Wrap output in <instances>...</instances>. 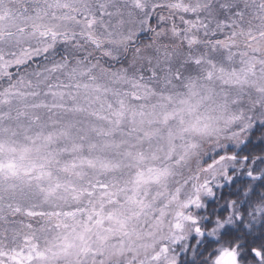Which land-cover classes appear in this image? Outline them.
<instances>
[{
	"label": "snow or ice",
	"instance_id": "1",
	"mask_svg": "<svg viewBox=\"0 0 264 264\" xmlns=\"http://www.w3.org/2000/svg\"><path fill=\"white\" fill-rule=\"evenodd\" d=\"M0 264H264V0H0Z\"/></svg>",
	"mask_w": 264,
	"mask_h": 264
}]
</instances>
